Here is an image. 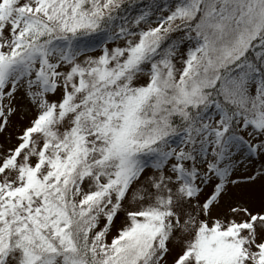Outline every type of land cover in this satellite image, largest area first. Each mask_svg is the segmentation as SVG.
<instances>
[{
  "label": "snow or ice",
  "instance_id": "1",
  "mask_svg": "<svg viewBox=\"0 0 264 264\" xmlns=\"http://www.w3.org/2000/svg\"><path fill=\"white\" fill-rule=\"evenodd\" d=\"M0 137V264H264V0H0Z\"/></svg>",
  "mask_w": 264,
  "mask_h": 264
},
{
  "label": "trees",
  "instance_id": "2",
  "mask_svg": "<svg viewBox=\"0 0 264 264\" xmlns=\"http://www.w3.org/2000/svg\"><path fill=\"white\" fill-rule=\"evenodd\" d=\"M131 4L132 11L135 12L140 9L141 5L148 4L150 0H128Z\"/></svg>",
  "mask_w": 264,
  "mask_h": 264
},
{
  "label": "rangeland",
  "instance_id": "3",
  "mask_svg": "<svg viewBox=\"0 0 264 264\" xmlns=\"http://www.w3.org/2000/svg\"><path fill=\"white\" fill-rule=\"evenodd\" d=\"M12 119H13V122H14V123H16V122L23 123V121H18V120H17V117H13ZM4 142H5V141H4L3 137H0V143H4ZM249 170H250V169H249Z\"/></svg>",
  "mask_w": 264,
  "mask_h": 264
}]
</instances>
